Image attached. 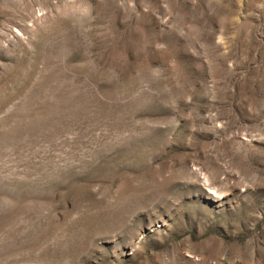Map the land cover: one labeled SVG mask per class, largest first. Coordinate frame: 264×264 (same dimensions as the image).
I'll return each instance as SVG.
<instances>
[{
  "label": "rangeland",
  "instance_id": "obj_1",
  "mask_svg": "<svg viewBox=\"0 0 264 264\" xmlns=\"http://www.w3.org/2000/svg\"><path fill=\"white\" fill-rule=\"evenodd\" d=\"M0 264H264V0H0Z\"/></svg>",
  "mask_w": 264,
  "mask_h": 264
},
{
  "label": "bare ground",
  "instance_id": "obj_2",
  "mask_svg": "<svg viewBox=\"0 0 264 264\" xmlns=\"http://www.w3.org/2000/svg\"><path fill=\"white\" fill-rule=\"evenodd\" d=\"M215 197H219L220 192H217V190H214Z\"/></svg>",
  "mask_w": 264,
  "mask_h": 264
}]
</instances>
